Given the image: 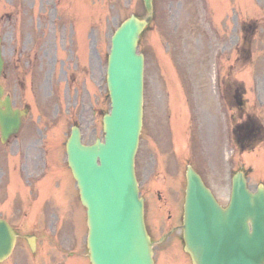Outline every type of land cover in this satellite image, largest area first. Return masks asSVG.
I'll return each mask as SVG.
<instances>
[{"label":"rangeland","instance_id":"obj_1","mask_svg":"<svg viewBox=\"0 0 264 264\" xmlns=\"http://www.w3.org/2000/svg\"><path fill=\"white\" fill-rule=\"evenodd\" d=\"M231 4L234 17L225 22L217 14L228 8H218L215 14L206 0H154L160 18L139 40V51L146 55L145 115L136 172L146 201V224L158 240L156 262L167 248L164 264H189L177 237L161 241L173 218V226L181 223L176 216L169 222L167 208L181 206L189 164L224 205L236 170H246L252 190L264 183V142L253 153L242 152L230 133L234 123L248 116H257L264 124V0ZM131 14L147 15L143 0H0L6 62L2 83L17 107H31L18 138L0 146V174L8 173V185L2 183L0 215L20 235L35 233L40 241L39 251L32 254L20 238L3 264H66L69 251L77 255L78 264H89L86 208L71 182L65 142L74 124L80 126L85 143L103 139L102 119L110 109L106 67L111 36ZM245 22L248 27L257 25V35L249 33L252 40H244L240 26ZM216 69L224 79V117L219 114L222 94L214 84ZM186 85L190 87L186 92L179 91L178 86ZM239 97L243 104L236 107ZM174 112L185 133L177 124L179 146L171 134ZM46 156L54 162L50 170ZM15 164L30 188L19 180L11 184ZM63 182L66 190L56 186ZM170 183L175 189L168 190ZM9 186L22 194L13 204ZM54 193L62 196V203H54ZM53 249L60 254L51 253Z\"/></svg>","mask_w":264,"mask_h":264},{"label":"water","instance_id":"obj_2","mask_svg":"<svg viewBox=\"0 0 264 264\" xmlns=\"http://www.w3.org/2000/svg\"><path fill=\"white\" fill-rule=\"evenodd\" d=\"M152 13V0H145ZM148 20L131 16L112 37L108 64L111 112L104 116L105 141H81L74 127L67 143L68 160L87 207L88 248L92 264H154L139 197L135 155L143 119L144 56L137 53L139 34ZM4 67L0 38V76ZM3 140L17 132L26 112L2 100ZM5 107V109H3ZM185 249L194 264H264V187L247 188L243 172L233 179L229 206L224 209L191 167L187 173ZM15 235L0 220V261L12 251Z\"/></svg>","mask_w":264,"mask_h":264},{"label":"flooded vegetation","instance_id":"obj_3","mask_svg":"<svg viewBox=\"0 0 264 264\" xmlns=\"http://www.w3.org/2000/svg\"><path fill=\"white\" fill-rule=\"evenodd\" d=\"M17 138H13L8 142V146L11 145ZM8 173L6 172H2L0 174V187L3 185H8ZM9 177H11V175H9ZM14 179V183H16L17 180V174H15L13 177H11V184H12V180ZM15 199V200H14ZM13 200L14 202H16L18 200V193L15 192L14 190V196H12L11 202L13 204ZM171 216V215H170Z\"/></svg>","mask_w":264,"mask_h":264}]
</instances>
